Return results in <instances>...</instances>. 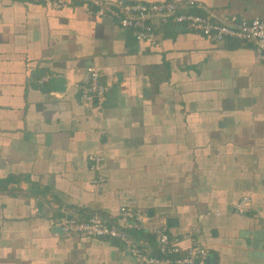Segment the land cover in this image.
Listing matches in <instances>:
<instances>
[{
  "label": "crops",
  "instance_id": "0c3cea01",
  "mask_svg": "<svg viewBox=\"0 0 264 264\" xmlns=\"http://www.w3.org/2000/svg\"><path fill=\"white\" fill-rule=\"evenodd\" d=\"M101 1L0 0V264H143L119 239L58 231L62 216L121 225L122 206L150 215L129 231L150 253L160 229L184 247L194 229L205 264H264L255 43L211 40L173 15L152 18L153 37L141 40L98 15ZM179 12L264 19V0H195ZM89 67L108 83L91 104L81 97ZM52 73L65 90L52 87ZM244 195L254 206L239 213Z\"/></svg>",
  "mask_w": 264,
  "mask_h": 264
},
{
  "label": "built area",
  "instance_id": "2783aa9c",
  "mask_svg": "<svg viewBox=\"0 0 264 264\" xmlns=\"http://www.w3.org/2000/svg\"><path fill=\"white\" fill-rule=\"evenodd\" d=\"M46 1V0H36ZM57 6V2H55ZM183 5L193 6L195 0H164L155 2H140L123 0L99 2L96 12L100 16L116 18L124 27L132 28L141 40L153 37L154 26L151 19L159 17L166 21L173 15V21L183 24L186 28L199 33L214 41L244 40L253 41L256 46L257 57L264 60V19L255 17L248 21H240L236 16L218 21L212 16L202 13L179 12ZM89 80L82 86L81 97L85 103L101 102L108 90V83L103 80L98 68L89 67ZM93 166H99L102 157L90 156ZM254 202L249 195H244L236 204L239 213H246L253 209ZM121 225L111 222L109 218L93 214L85 218L62 216L59 226L67 236L106 237L123 241L132 253L144 261L145 264H205L209 256L208 247L193 237L195 230L186 236L192 239V244L184 247L183 238L171 234L167 229L159 230L157 253L152 254L139 247L131 237L130 230H141L150 219L147 212L134 210L127 206L121 208Z\"/></svg>",
  "mask_w": 264,
  "mask_h": 264
},
{
  "label": "water",
  "instance_id": "95a60500",
  "mask_svg": "<svg viewBox=\"0 0 264 264\" xmlns=\"http://www.w3.org/2000/svg\"><path fill=\"white\" fill-rule=\"evenodd\" d=\"M51 75L52 76H50V82L52 84V87L58 91L65 90L66 86H67V79L64 76H56L53 73ZM58 231L63 233L62 228L60 226H58ZM131 237L137 242L136 238H134L132 235H131ZM143 264H145V263L143 262ZM196 264H199L198 259L196 260Z\"/></svg>",
  "mask_w": 264,
  "mask_h": 264
},
{
  "label": "trees",
  "instance_id": "16d2710c",
  "mask_svg": "<svg viewBox=\"0 0 264 264\" xmlns=\"http://www.w3.org/2000/svg\"><path fill=\"white\" fill-rule=\"evenodd\" d=\"M142 230V229H141ZM144 230V229H143ZM140 248H142L140 245H139ZM153 254V253H152Z\"/></svg>",
  "mask_w": 264,
  "mask_h": 264
}]
</instances>
